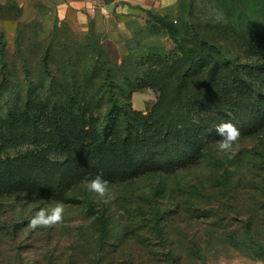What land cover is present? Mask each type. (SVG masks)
Instances as JSON below:
<instances>
[{
  "label": "rangeland",
  "instance_id": "rangeland-1",
  "mask_svg": "<svg viewBox=\"0 0 264 264\" xmlns=\"http://www.w3.org/2000/svg\"><path fill=\"white\" fill-rule=\"evenodd\" d=\"M179 3L173 23L180 34L188 35L191 26L240 68L235 72L219 61L215 89L208 93L202 91L213 63L207 45L194 52L203 59L186 78L181 75L188 63L177 58L181 63L174 62L158 89H136L148 74L140 56L175 46L150 13L139 29L114 17L87 29L68 21L46 30L31 22L21 24L15 35L0 32V128L11 121L13 129L12 145L0 151V264H264V118L255 119L264 109V51L257 55L240 36L249 19L243 16L236 30L228 22L246 0ZM154 23L156 33L145 36ZM238 75L258 90L230 88ZM175 83L182 99L190 87L201 100L217 94L222 103L218 112L203 110L193 117L205 124L192 126L189 139L200 161L173 169L165 163L174 157L170 147L156 145L158 132H148L144 123L153 103L152 115L166 109L164 94ZM109 89L119 107L109 140L101 143L112 104ZM134 109L137 113L130 114ZM126 110L137 128L129 143L123 141ZM222 122L240 131L227 153L217 147L216 126ZM82 141L100 146L70 159L75 164L63 188L31 181L36 163L55 170L65 162L67 155L53 150L56 145L74 151ZM100 172L114 197L108 203L85 187V180ZM58 201L65 205L63 223L28 227L36 211Z\"/></svg>",
  "mask_w": 264,
  "mask_h": 264
},
{
  "label": "trees",
  "instance_id": "trees-1",
  "mask_svg": "<svg viewBox=\"0 0 264 264\" xmlns=\"http://www.w3.org/2000/svg\"><path fill=\"white\" fill-rule=\"evenodd\" d=\"M180 4V3H179ZM150 13V12H149ZM233 15L228 20V22L233 23L234 22V29L237 28V23L243 19V16H245L247 19L250 20L249 23H247L245 26H243V32L241 33V37L244 42L248 45V47L252 48L253 52L257 55L264 51V47H260L261 41L264 42V21L262 19L264 18V0H261L259 3L257 0H246V3L243 6V10H234ZM152 15H155L158 19L157 22H159L160 26L165 28L171 36V38L174 41L175 46H173V49L170 48L166 50L165 52H158V51H150L145 54H142L140 56L141 62H143L146 67L148 74H146L141 80L140 83L136 86V89H143L144 87H151L154 89H158L162 83H164L170 75V71L172 70V67L177 62L180 61H187L188 65L183 68L182 70V79L186 78L189 73L196 69L197 64L199 65V61L203 59L202 56H196L194 54L195 51H199L200 48L204 45H207V55L212 59L213 63L209 65L207 68V74H208V82L209 84L202 89L203 93H208L210 89H215L213 79H215L214 75H216V64L219 61H224L226 64L230 65L235 72H238L240 69L239 66L236 64L235 60L231 57H229L226 54H223L221 51V47L216 45L210 46L212 43L209 40H202V37L198 34L197 31L192 29L190 26L187 30V34L185 36H182L180 34L179 29L177 28L176 24L173 23V20H175L176 16H168V15H158L154 13H150ZM156 23L151 24L152 27H154V30L151 31L148 35H153L156 33ZM231 31L233 30V26H230ZM232 35V38L237 36L236 34L228 33ZM235 39V38H234ZM216 48V51L213 49ZM220 51V53H219ZM174 53V55H173ZM177 53V55L175 54ZM174 57V59H173ZM182 58V59H177ZM45 66H47V58H44ZM175 62V63H174ZM197 62V63H195ZM181 63V62H180ZM205 65V64H204ZM203 65V66H204ZM260 65V64H258ZM256 65V67L258 66ZM216 86V85H215ZM232 86L239 87V90L243 92L248 91H257L258 89L255 87V85L248 80L247 78H244L242 76H236V79H233L230 83V88ZM166 88H170L169 85H166ZM190 87H187V93L188 96L185 97V99H182L183 96V90L179 87V84L175 83L173 87H171L169 90H166V95L164 94V99H168L167 106L165 110H157L155 115H152V113L155 111V107L157 103H153L151 105L150 115L147 116V123H144V129H147L148 132L153 133L154 131L158 132V139L156 140V145L160 144L161 142H164L168 147H170V151L172 152V155L174 156L172 159L168 160V162H165L171 168L176 167H185L192 164H197L200 159L201 155H196L195 152L197 150H193L191 148V144L189 142L192 126H205V124L200 123V121L193 120V117L196 113L200 114L201 111L203 113L208 112H218V110L221 108V101L218 99L217 94L213 97L205 98L201 100L199 96H197V93L193 89H189ZM135 89V90H136ZM198 91V90H196ZM171 92V93H170ZM169 93L171 95H169ZM109 96L110 100L112 102L106 116L105 120V131L102 133L101 137V143L107 142L109 140L110 132L109 129L111 127L112 121L115 118V111L116 108L119 107L118 100L116 96L114 95L112 89H109ZM170 96V98H168ZM186 100V106L182 104V102ZM209 105V109H208ZM207 108V110H205ZM258 111L260 110V106L256 108ZM140 110V109H139ZM131 113H137L136 109L130 110ZM185 111V112H184ZM262 114H259V116H255L256 120H260L264 118V109L261 110ZM125 114L127 116V123L125 127V136L123 138L124 143H129L131 139L132 132L137 129L134 125V122L131 120L129 111H125ZM177 117H182L181 121H178ZM185 116L193 122L198 123H186ZM201 120V119H200ZM12 122H8V125L2 126L0 128V151L4 146L12 145L13 138L11 136L13 135L12 131ZM32 124H34L32 119ZM211 124V123H210ZM219 124V123H217ZM260 124V123H255ZM211 125L210 127H213ZM23 137V135H22ZM32 137L34 139H37V134L34 132L32 134ZM147 137V136H146ZM7 138V139H6ZM24 138V137H23ZM86 141V140H85ZM15 142V141H14ZM193 148H195V142H193ZM91 146L92 148L98 149L100 144H91L86 143L82 141L80 150H74L70 151L67 149L66 144L60 143L54 147L53 150H55L58 153H64L66 154L65 162L57 169L55 170H49L46 169L42 164L36 163L31 171V181L37 185H41L44 187H48L50 189H61L64 187L65 183L68 180L69 172L71 167L74 166L75 163H73L70 159L76 158L78 155L79 157L81 155H84L87 153L88 147ZM123 146L122 148H124ZM194 152V153H192ZM1 154V152H0ZM160 159L163 161L164 156H160ZM164 162V161H163Z\"/></svg>",
  "mask_w": 264,
  "mask_h": 264
},
{
  "label": "crops",
  "instance_id": "crops-1",
  "mask_svg": "<svg viewBox=\"0 0 264 264\" xmlns=\"http://www.w3.org/2000/svg\"><path fill=\"white\" fill-rule=\"evenodd\" d=\"M179 2L180 0H0V32H6L8 36L15 35L21 24L31 22L42 25L46 30L68 21L75 24L77 29H87L94 21L102 25L114 17H120V21L124 20L133 29H139L146 23V13L177 16Z\"/></svg>",
  "mask_w": 264,
  "mask_h": 264
},
{
  "label": "clouds",
  "instance_id": "clouds-1",
  "mask_svg": "<svg viewBox=\"0 0 264 264\" xmlns=\"http://www.w3.org/2000/svg\"><path fill=\"white\" fill-rule=\"evenodd\" d=\"M216 133L221 138L217 141L219 152L227 153L233 145L239 140L240 131L231 122H222L216 126ZM85 187L88 192L94 194L96 198L104 203L112 200L113 194L110 191V182L106 180L103 173H97L94 177L85 180ZM65 205L63 202H57L51 208H40L32 216L28 227L32 230L41 228H53L64 220Z\"/></svg>",
  "mask_w": 264,
  "mask_h": 264
}]
</instances>
